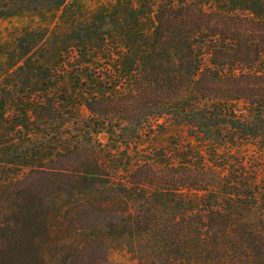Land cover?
<instances>
[{
    "label": "trees",
    "instance_id": "trees-1",
    "mask_svg": "<svg viewBox=\"0 0 264 264\" xmlns=\"http://www.w3.org/2000/svg\"><path fill=\"white\" fill-rule=\"evenodd\" d=\"M155 23L150 34L136 14L99 13L71 38L93 52L77 65L100 72L101 89L75 94L83 127H66L63 100L39 97L36 138L0 133V264H113L119 235L146 238L151 264H264V186L232 152L264 149V0H159ZM163 118L206 143L213 164L163 169L132 154ZM49 128L74 142L51 150Z\"/></svg>",
    "mask_w": 264,
    "mask_h": 264
},
{
    "label": "rangeland",
    "instance_id": "rangeland-1",
    "mask_svg": "<svg viewBox=\"0 0 264 264\" xmlns=\"http://www.w3.org/2000/svg\"><path fill=\"white\" fill-rule=\"evenodd\" d=\"M0 0V8L7 14L0 17V133L13 135L24 128L34 134L31 124V106L34 99L56 97L63 100L67 120L66 127L74 128V122L83 127L90 122L89 112L78 103L76 93L83 90L92 93L101 89L96 69L85 71L77 65V53H91L89 43L71 39L84 27H89L101 14H110L116 18L136 14L140 18V27L152 33L155 27V13L159 0ZM116 41V37L114 38ZM120 40H118L119 42ZM85 48V49H84ZM87 50V51H86ZM81 56V55H80ZM82 57V56H81ZM84 60V59H83ZM63 113V111H62ZM47 146L52 150L71 146L72 135L64 143L55 142V130L49 128ZM81 136V135H80ZM36 134L33 135V139ZM104 144L110 138L105 133L98 134ZM9 140V139H7ZM135 153L159 168L183 163L208 162L213 164L215 156L208 150L206 143L199 141L189 133L184 124H177L163 118L155 122L150 132L142 138ZM247 168L252 182L264 186V149L252 144H243L232 150ZM212 158V161L210 160ZM26 160L21 171L29 165ZM21 172L18 168L9 170ZM8 172V171H7ZM195 195V190H186L183 195L162 190L161 197L183 198L186 202ZM146 238L119 235L108 240V257L113 264H151L152 257ZM68 254L61 256L62 260ZM50 260V259H49ZM51 264V263H49Z\"/></svg>",
    "mask_w": 264,
    "mask_h": 264
}]
</instances>
